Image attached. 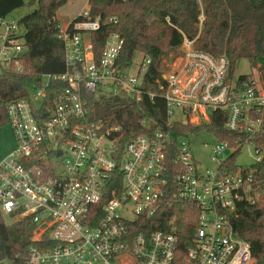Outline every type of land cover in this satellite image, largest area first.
Here are the masks:
<instances>
[{
  "label": "built area",
  "instance_id": "obj_1",
  "mask_svg": "<svg viewBox=\"0 0 264 264\" xmlns=\"http://www.w3.org/2000/svg\"><path fill=\"white\" fill-rule=\"evenodd\" d=\"M101 26L89 8L61 24L65 73L44 76L29 101L7 106L17 146L0 163V213L12 223L29 218L35 228L25 264H253L251 245L233 221L241 205L262 195L256 175L264 160V59L252 75L231 77L226 57L198 51L185 39L179 63L165 71L163 83L156 81L169 126L210 124L219 116L232 136L207 133L215 139V168L205 169L189 142L200 134L157 130L121 145L119 127L89 120L85 93L134 102L158 95L145 90L151 58L140 56L137 74L119 67V34L107 36L95 60L91 36ZM21 29L9 17L0 19V76L24 72ZM51 82L68 86L48 109ZM178 112L184 122L175 119ZM246 152L254 156L249 167L238 163ZM162 213H168L166 230L140 229ZM180 218L193 227L185 250Z\"/></svg>",
  "mask_w": 264,
  "mask_h": 264
},
{
  "label": "trees",
  "instance_id": "obj_2",
  "mask_svg": "<svg viewBox=\"0 0 264 264\" xmlns=\"http://www.w3.org/2000/svg\"><path fill=\"white\" fill-rule=\"evenodd\" d=\"M69 0H32L33 13L18 23L24 29V72H6L0 76V128L9 123L7 106L14 101L27 100L42 87L44 76L65 73L64 47L58 38L62 24L58 11ZM24 0H0V19L8 18L15 11L25 8ZM93 19H101V30L92 34L95 60L102 55L105 40L110 33L119 34L124 46L118 58L122 70L129 69L137 56L152 59L146 77L147 94L140 102L124 97L105 98L84 94L90 109V121L103 122L106 129L119 127L120 144L157 130L169 131L179 136L214 134L220 140H231L224 129V122L214 116L210 124L184 125L179 122L169 126L166 102L156 81L164 82L163 64L171 53L178 55L184 40L194 41L196 50L215 58L226 57L230 74H236V64L247 60L251 67L264 59V0H88ZM204 21L201 24L200 18ZM117 21L109 22L110 19ZM66 83L51 82L47 89L45 108H52ZM264 141V137H263ZM264 143V142H263ZM256 180L261 183L259 201L243 204L237 211L233 226L237 235L252 248L253 264H264V160ZM168 213L158 215L153 222H140L146 233L166 230ZM178 223L181 246L190 245L193 227L190 220ZM34 226L29 218L8 224L0 213V261L25 264L27 249L31 244Z\"/></svg>",
  "mask_w": 264,
  "mask_h": 264
},
{
  "label": "rangeland",
  "instance_id": "obj_3",
  "mask_svg": "<svg viewBox=\"0 0 264 264\" xmlns=\"http://www.w3.org/2000/svg\"><path fill=\"white\" fill-rule=\"evenodd\" d=\"M24 1L27 6L21 10L12 13L9 17L10 21L19 22L22 18L34 12V10L36 9V5H29L32 0ZM84 9H88V0H69L67 5H65L58 11L57 18L63 25H66L68 24V22L72 21L78 14H80ZM21 32L23 34L25 33L23 28L21 29ZM179 56L180 50L178 52V55H176V53H171L169 55L168 59L165 60L163 64L165 71H170L174 63H179ZM140 61V56H137L132 66L130 67L129 73H138V64ZM252 74L253 72L251 65L247 60H242L236 64L237 77L250 76ZM175 119L180 122L185 121V118L179 112L176 113ZM189 142L196 160L203 166V168L214 169L215 164H213L210 159V146L215 143L214 137L210 134L202 133L196 137L191 138ZM205 145H207V147ZM16 146L17 142L12 126L10 123H7L0 128V163L11 156V154L15 151ZM238 163L243 167H249L252 163H254V156L251 153L246 152L240 156ZM5 220L8 224L12 223L10 222L9 218L5 217Z\"/></svg>",
  "mask_w": 264,
  "mask_h": 264
},
{
  "label": "water",
  "instance_id": "obj_4",
  "mask_svg": "<svg viewBox=\"0 0 264 264\" xmlns=\"http://www.w3.org/2000/svg\"><path fill=\"white\" fill-rule=\"evenodd\" d=\"M60 155V154H59ZM8 264H12V262L11 261H8Z\"/></svg>",
  "mask_w": 264,
  "mask_h": 264
}]
</instances>
